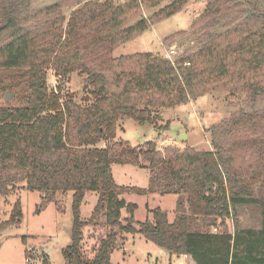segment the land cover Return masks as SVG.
Instances as JSON below:
<instances>
[{
	"label": "trees",
	"instance_id": "1",
	"mask_svg": "<svg viewBox=\"0 0 264 264\" xmlns=\"http://www.w3.org/2000/svg\"><path fill=\"white\" fill-rule=\"evenodd\" d=\"M239 1L251 15L219 31L243 11L235 0H206L193 31L199 50L173 62L150 53L109 55L149 25L180 13L190 0H123L118 5L114 0H74L70 6L62 0L38 10L29 6L30 0H0V38L7 36L0 45V70L13 74L6 89L18 91L20 101L0 107V199L18 184L55 204V197L71 194L70 244L61 251L65 264H111L122 234H139L170 255L190 256L195 264H264V200L253 188L264 182V160L246 178L224 160L229 148L221 144L235 130L258 121L253 109L264 97V13L258 0ZM65 7H73L68 17L62 16ZM143 10L149 17L142 16ZM133 17L137 19L130 23ZM48 72L65 79L74 73L85 76L83 87L91 90L94 102L82 106L72 96L62 100L51 93ZM236 85L250 112L207 128L210 151L171 144L162 150L157 140L138 146L114 142L122 121L158 128L161 110L195 103L222 88L232 91ZM169 127L168 120L163 131ZM101 142L107 145L99 148ZM244 144L252 148L258 142ZM113 165L143 168L148 187L118 186ZM92 192L98 194L97 202L85 221L80 211ZM123 193L177 195L182 198L179 211L185 207L186 214L178 213L170 222L166 212L148 209L151 219L136 222L137 206L121 198ZM245 206L259 208V229L235 224L234 234L217 233L218 220L236 218L237 209ZM123 210L128 216L122 220ZM101 216L108 234L93 259L86 260L83 229ZM21 219L17 201L0 232Z\"/></svg>",
	"mask_w": 264,
	"mask_h": 264
},
{
	"label": "rangeland",
	"instance_id": "2",
	"mask_svg": "<svg viewBox=\"0 0 264 264\" xmlns=\"http://www.w3.org/2000/svg\"><path fill=\"white\" fill-rule=\"evenodd\" d=\"M62 0H30L29 6L38 10L43 7L54 5ZM103 2L104 0H94ZM116 5L123 0H114ZM243 13L232 15L225 23V27H218L216 30L224 31L229 24L236 25L244 21L251 12L239 0ZM74 3L68 0L67 6ZM206 0H190L188 5L178 14L149 27L135 39L123 45L109 55L119 57L121 55H132L135 53H150L154 56L175 61L178 58L186 59L196 53L200 46L197 42V34L193 31L198 27L199 14L205 6ZM258 9L264 13V0L257 1ZM162 6V5H161ZM74 7V6H73ZM72 7V8H73ZM72 8L65 7L62 16L68 17ZM155 9L154 11H156ZM153 12V11H152ZM144 18L149 17V11H142ZM59 13L54 14V17ZM53 17V18H54ZM133 17L130 23L135 22ZM218 33V32H217ZM7 42V36L0 38V45ZM175 48L176 55L170 57L169 51ZM99 62V61H98ZM172 62V63H173ZM13 74L0 70V107L16 106L20 103L19 94L16 90L6 88L13 81ZM48 90L51 93H58L62 100L72 96L74 101L82 106H89L94 102L90 95L91 90L83 87L85 76L77 73L70 75L67 79L57 78L53 73L47 74ZM234 90L222 88L199 99L197 102L189 101L185 105L176 106L160 111L163 121L158 124V128L141 127L131 120L119 123L117 137L114 142L123 141L131 146H138L145 142L157 140L160 149L174 146L183 149L193 148L196 151L212 150L211 138L206 133L207 128L224 122L240 112H250L245 94L238 90V85ZM9 93V98L5 101L4 96ZM253 110L259 113L258 121L249 128L237 129L233 135L221 141L225 150L224 160H230L232 168L242 171L247 178L250 172L256 170V165L264 160V97L257 100ZM169 120L168 132L163 131L166 121ZM257 140V145L247 147L244 142ZM237 143L239 145L235 146ZM106 142H101L97 146L104 148ZM255 165V166H254ZM143 168L131 165H113L111 172L115 183L120 187H135L146 189L149 184V174ZM263 179V178H262ZM258 181L261 179H257ZM255 196L264 200V182L255 183ZM71 194L55 197L56 204L49 202L45 196L38 193L27 192L23 185H16L9 192L8 196L0 199V223L6 221L17 201L20 202L22 219L19 225H15L0 232V264H42L44 260L49 264H65L61 251L70 244L71 229ZM97 193H87L85 195L80 215L85 221L90 220L97 202ZM121 198L128 203H134L137 209L134 213L136 222L150 220L148 209H160L168 214L169 221L178 215L185 213V207L179 211L181 197L177 195L159 196L155 194L137 195L123 193ZM59 208L62 211L58 210ZM127 213L122 211V220L127 217ZM260 212L258 207H239L236 218H226L218 220L215 227L219 232L234 234L235 226L239 228L259 229ZM236 224V225H235ZM108 234L105 226V218L98 217L96 222L84 227L82 252L86 260L93 259L95 251L101 239ZM176 258L173 255L157 248L150 242L144 240L139 234H122L117 242V247L111 255V264H169L170 260Z\"/></svg>",
	"mask_w": 264,
	"mask_h": 264
},
{
	"label": "crops",
	"instance_id": "3",
	"mask_svg": "<svg viewBox=\"0 0 264 264\" xmlns=\"http://www.w3.org/2000/svg\"><path fill=\"white\" fill-rule=\"evenodd\" d=\"M141 170H143V169H141ZM123 188H125V187H123ZM155 195H157V194H155ZM174 257L176 258L174 261H172V259H169L170 260L169 264H195L190 256H174Z\"/></svg>",
	"mask_w": 264,
	"mask_h": 264
},
{
	"label": "built area",
	"instance_id": "4",
	"mask_svg": "<svg viewBox=\"0 0 264 264\" xmlns=\"http://www.w3.org/2000/svg\"><path fill=\"white\" fill-rule=\"evenodd\" d=\"M169 55L170 57L175 56L176 55V50L175 48H171L169 51ZM217 229H213L214 232H216Z\"/></svg>",
	"mask_w": 264,
	"mask_h": 264
},
{
	"label": "water",
	"instance_id": "5",
	"mask_svg": "<svg viewBox=\"0 0 264 264\" xmlns=\"http://www.w3.org/2000/svg\"><path fill=\"white\" fill-rule=\"evenodd\" d=\"M8 98H9V93H7V94L4 96V100L6 101Z\"/></svg>",
	"mask_w": 264,
	"mask_h": 264
}]
</instances>
